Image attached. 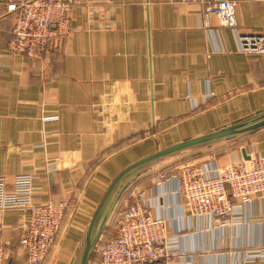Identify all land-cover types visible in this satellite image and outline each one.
<instances>
[{
    "label": "crops",
    "instance_id": "obj_1",
    "mask_svg": "<svg viewBox=\"0 0 264 264\" xmlns=\"http://www.w3.org/2000/svg\"><path fill=\"white\" fill-rule=\"evenodd\" d=\"M21 1L0 0V177L12 191L15 177L31 175L35 203L68 202L42 264H74L108 179L158 149L264 111V59L241 51L240 41L264 30V5L240 1L229 28L215 16L204 24L199 2L66 0L69 33L27 56L9 48ZM244 136L190 153L191 162L158 164L125 188L143 192L166 218L172 264H264L249 257L264 248V197L245 207L240 223L219 226L183 205L176 179H153L179 163L227 165L244 148L264 155V128ZM25 219L20 209L0 213L11 264H27L19 246Z\"/></svg>",
    "mask_w": 264,
    "mask_h": 264
},
{
    "label": "built area",
    "instance_id": "obj_2",
    "mask_svg": "<svg viewBox=\"0 0 264 264\" xmlns=\"http://www.w3.org/2000/svg\"><path fill=\"white\" fill-rule=\"evenodd\" d=\"M181 1L202 3L201 18L206 25L215 16L220 26L237 27L236 8L242 0ZM256 1L264 5V0ZM17 9L9 44L14 53L33 56L53 39H63L71 29V4L66 0H25ZM240 41L241 51L257 53L264 59V30L241 35ZM171 178L178 182L183 205L195 216H214L219 226L240 223L245 207L255 197H264V155L254 154L224 166L213 159L179 163L173 173L158 171L153 177L157 185ZM32 195L33 176L15 177L12 191H8L5 179L0 177V213L8 209L26 212L19 246L27 264H42L57 239L68 202L49 199L35 203ZM119 204L116 235L96 247L100 264H172L177 251L168 236L167 220L153 212L145 194L134 187L127 188ZM9 254L0 245V264H8ZM254 256L264 258V248L254 250L249 257Z\"/></svg>",
    "mask_w": 264,
    "mask_h": 264
},
{
    "label": "water",
    "instance_id": "obj_3",
    "mask_svg": "<svg viewBox=\"0 0 264 264\" xmlns=\"http://www.w3.org/2000/svg\"><path fill=\"white\" fill-rule=\"evenodd\" d=\"M264 128V111L218 130L199 135L173 145L158 149L124 167L111 180L99 201L89 223L84 241L74 264H90L93 253L102 234L122 196L125 188L136 178L158 164L173 160L187 153H193L203 148L244 136ZM245 159H249L247 150L242 149ZM9 255L8 264H11Z\"/></svg>",
    "mask_w": 264,
    "mask_h": 264
},
{
    "label": "rangeland",
    "instance_id": "obj_4",
    "mask_svg": "<svg viewBox=\"0 0 264 264\" xmlns=\"http://www.w3.org/2000/svg\"><path fill=\"white\" fill-rule=\"evenodd\" d=\"M245 137V136H244ZM242 137V138H244ZM241 138V139H242ZM241 139L239 141H241ZM237 141V140H236ZM228 144V142H221V143H218V144H215V145H212L208 148H212V147H223V146H226ZM207 147L206 148H203L201 150H205V149H208ZM213 149V148H212ZM215 149V148H214ZM204 152H207V151H204ZM191 153V152H190ZM190 153H187V154H184L178 158H174L173 160L175 161L174 163H178L177 161H181V162H184V161H188V159H191V157H194L195 155L192 154L190 155ZM194 155V156H193ZM182 157H185V158H182ZM171 161V160H170ZM188 162H191V161H188ZM187 163V162H185ZM115 176H112L111 179L109 180L108 179V182H107V186L109 185V183L111 182V180L114 178ZM120 209H121V206L120 204L118 206H116L103 234H102V237L101 239L99 240V245L97 247H99L105 240H108L109 238L113 237L114 235H116L117 233V230H118V226H119V220H120ZM91 261L92 263H96V264H100V260H99V249H95L94 253H93V256L91 258Z\"/></svg>",
    "mask_w": 264,
    "mask_h": 264
}]
</instances>
